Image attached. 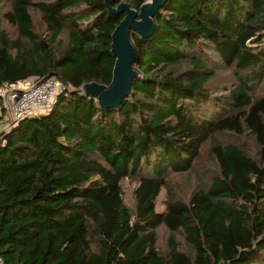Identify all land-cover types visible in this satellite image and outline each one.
Returning a JSON list of instances; mask_svg holds the SVG:
<instances>
[{
  "label": "trees",
  "instance_id": "16d2710c",
  "mask_svg": "<svg viewBox=\"0 0 264 264\" xmlns=\"http://www.w3.org/2000/svg\"><path fill=\"white\" fill-rule=\"evenodd\" d=\"M4 1L0 88L66 86L47 113L0 132L5 264H264V0H165L152 34L131 32L138 76L109 108L76 90L110 83L125 14L113 9L146 0ZM207 143L215 169L188 184Z\"/></svg>",
  "mask_w": 264,
  "mask_h": 264
},
{
  "label": "water",
  "instance_id": "95a60500",
  "mask_svg": "<svg viewBox=\"0 0 264 264\" xmlns=\"http://www.w3.org/2000/svg\"><path fill=\"white\" fill-rule=\"evenodd\" d=\"M111 0H105L109 5ZM165 0H146L138 10L119 3L114 12H124V17L111 33V53L115 57L112 78L108 85L90 82L78 91L85 97L94 98L102 107H117L130 94L133 79L138 72L133 68L136 58L131 32L147 37L155 30L154 15ZM45 79V78H43Z\"/></svg>",
  "mask_w": 264,
  "mask_h": 264
},
{
  "label": "built area",
  "instance_id": "2783aa9c",
  "mask_svg": "<svg viewBox=\"0 0 264 264\" xmlns=\"http://www.w3.org/2000/svg\"><path fill=\"white\" fill-rule=\"evenodd\" d=\"M43 78L20 80L0 88V132L25 117L47 113L52 108L66 86L57 76ZM0 264H5L1 255Z\"/></svg>",
  "mask_w": 264,
  "mask_h": 264
},
{
  "label": "rangeland",
  "instance_id": "374dc122",
  "mask_svg": "<svg viewBox=\"0 0 264 264\" xmlns=\"http://www.w3.org/2000/svg\"><path fill=\"white\" fill-rule=\"evenodd\" d=\"M9 7V3L7 1H4L0 4V9H7ZM35 21L36 23H40L39 20V15L35 13ZM6 25V24H5ZM7 31L9 33H13L14 30L6 25L5 26ZM264 90H258L256 94L262 93ZM215 138L220 141H228L233 139L232 136H228L226 134L223 135H216ZM243 142L249 147L250 152H252L256 158H259L260 152L259 148L255 147L254 143L249 140L244 138ZM209 143L205 144L202 148L201 156L200 159H198V164H199V169L198 172L197 170L192 173L190 176H186L187 178V183L188 184H198L200 182L206 181L209 177V175L214 171L215 169V162L211 158L210 153L208 151ZM175 182L176 180H180L183 186V178L181 176H175ZM137 180L135 178H127L122 181V187H123V198L124 201L127 203V205L130 207V209L134 208V198H133V190L136 187ZM165 199H166V191L165 189L161 190L160 194L158 195L155 205L157 210H163L165 207ZM158 235H159V246L162 249H165L167 239L169 237L168 231L166 230L165 227L160 226L158 229ZM182 242V241H181ZM183 243V242H182Z\"/></svg>",
  "mask_w": 264,
  "mask_h": 264
}]
</instances>
